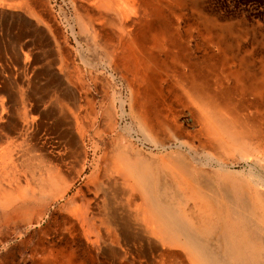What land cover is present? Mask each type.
Listing matches in <instances>:
<instances>
[{
	"label": "bare ground",
	"instance_id": "6f19581e",
	"mask_svg": "<svg viewBox=\"0 0 264 264\" xmlns=\"http://www.w3.org/2000/svg\"><path fill=\"white\" fill-rule=\"evenodd\" d=\"M70 5V18L67 12L59 11L67 26L63 29L56 22L58 14L54 7L45 0H0V95L7 93L6 68L11 62L16 70H21L19 83L12 78L15 86L10 95L14 104L21 105L15 110L22 116L7 119L4 97L0 99V147H6L0 151V247L9 244L10 236L21 229L40 226L50 207L63 202L60 209L65 214L67 236L73 243L80 241L77 238L86 240L84 249L91 253V235L95 229L99 231L91 201L85 200L83 204L77 195L67 198L72 189L69 170L73 169V163L80 167L78 178L88 170L86 134L75 131L76 115L72 118L59 115L61 124L51 119L55 115L41 121L28 113L35 96L40 114L39 93L55 94V85H61L62 99L78 107L80 91L76 86L84 87L83 69L100 66V60L92 61L89 57L104 52L103 64L117 74H125L123 78L130 89V94L120 95L122 114L127 115L129 106L139 130L152 144L158 147L154 137L165 131L162 123L151 119L148 107L152 101L151 71L157 59L163 58L162 64L170 62L167 67L174 74L168 78L169 83H184L186 89L181 94L186 96L193 115H198L200 129L196 138L188 134V141H178L179 150L174 155L158 156L162 161L158 169L151 165L149 155L134 144L120 146L115 142L105 149L96 139L100 133H94L89 138L92 142L89 148L95 159L86 176L94 186V199L103 188V180L122 199L136 198L139 214L132 217L143 228L140 239L145 243L139 246L138 253L153 262L162 259L171 264H264V133L259 130L263 124L247 117L249 101H240L233 93L222 90V86L212 87L206 76L186 74L195 61L193 49L199 48L197 41L193 46L192 34L197 28L184 30L181 25L187 20L184 11L188 5L182 0H70ZM54 13L55 31L51 25ZM205 54L203 61L215 68L211 64L216 54L211 51ZM228 73L230 77V74L249 76L234 72L232 67ZM129 76L131 79H126ZM111 78L113 83L115 76ZM254 80L256 89L264 88V72L263 77ZM25 88L28 94L24 93ZM103 116L109 127L115 124L110 111ZM50 119L62 130V142L53 143L47 136L40 137L39 130L51 125ZM20 130L26 132L31 149L42 150L40 155L33 151L34 155L28 158L29 153L21 151L17 158L13 157L11 135H3L1 131L11 134ZM51 143L56 156L48 151ZM195 145L206 155L207 163L202 166L193 160L194 154L197 155ZM206 149L213 153H206ZM237 155L238 163L245 168L241 171L232 170L229 165ZM20 164H24L21 170L26 177L18 173ZM237 175L241 177L235 179ZM127 232L133 235V240L138 235L131 230ZM39 233L43 236L47 229ZM42 236L41 243L31 250V259H36L34 264H55L57 259L60 264H68L75 259L71 251L55 254V244L44 247ZM122 251L119 254L111 249L110 255L121 259L126 256Z\"/></svg>",
	"mask_w": 264,
	"mask_h": 264
},
{
	"label": "rangeland",
	"instance_id": "374dc122",
	"mask_svg": "<svg viewBox=\"0 0 264 264\" xmlns=\"http://www.w3.org/2000/svg\"><path fill=\"white\" fill-rule=\"evenodd\" d=\"M45 1L48 5H52L54 7V12L58 14V18L56 19L57 24L60 27L62 25V28L66 29V22L63 16L59 15V11L63 10L65 13L67 12L66 15L70 18L72 16L70 0ZM76 1L84 2V0ZM182 1L188 6L184 11L187 20L185 22L182 21L181 25L184 26V30H188L190 27L192 29L197 28L192 34L195 37L193 40L194 44H191L194 46L197 41L199 45V48L193 49L195 50V61L188 66V69L185 71L186 74L191 75L192 73L193 75L198 74L201 77L206 76L212 87L219 88L222 86V90L233 93L240 101H249L251 108L248 110L250 115H247V117L252 118L256 122L260 121L263 126H260L259 130H261V133H264V88L256 89L254 85L255 80L253 82V78L259 76L263 77L264 72V0ZM160 20L161 19H159V21ZM167 20H171L170 17H168ZM56 22L54 13V18L51 20L54 31ZM190 32H192V30ZM208 51H211L213 55L214 53L216 54L211 64L215 67L213 69L212 66L206 64L202 58L205 57V53ZM94 58H96L95 60H100L99 62L101 65L95 69L84 68L82 73V75L84 74V87L79 88V86H76L77 90L80 91L77 98V105L79 108L72 105L71 101L66 102L62 99V97H60L62 87L61 85H55V94L51 95L46 91L39 93V109L41 115L36 110L35 104L37 99L35 96L33 97L34 99L32 98L31 100L32 108L28 113L29 116L37 117V119H41V121L43 119H48V115H55L56 117L51 119L55 121L59 120L61 124L62 122L59 119V115H68L70 118L76 115L77 117L75 119L78 125L75 126V131L79 130L83 134H86L85 143L87 146L88 170L85 175L78 178L76 174H78L80 167H77L76 164L73 163L72 168L74 171L76 169L78 170L76 173H72L74 172L73 169L69 170L72 180H70L72 182V189L69 191L67 198L77 195L78 198L82 200L83 204L85 200L91 201V211L95 214V225L99 227V231L95 229L90 238L91 244L93 245L91 253L84 249L85 246L87 247L86 240L77 238V240L80 241L73 243L69 236H67V232L64 230L65 214L60 209L63 202H57L50 207L41 221L40 226L27 231L21 229V233L19 232L21 236H19L18 232L10 236L9 244L0 247V264H34L33 260L36 259H31V250L36 246V243L38 245L41 243V239L39 238L42 235L39 231L43 229H47V234L42 236L44 247L48 246V244H55V254L57 252L70 253L71 251V253L75 255V259L70 260L68 264H171L169 262H163L162 259H156L153 262L150 258L139 256L138 248L142 244L145 245V243L140 239L143 228L140 227L137 219L132 217L139 214L137 209L138 202L135 197L129 196L126 200L125 198L122 199L115 193L116 189L106 180H103V188L98 190L97 197L94 199V186L91 185L86 177L91 171L89 165L92 164L95 159L90 149L92 142L91 139V143L89 142V138L93 136L94 133L99 132L100 136H96V139L100 141V146L105 149L107 146L111 148V145L115 142L120 146L121 144L130 142L132 145L134 144L133 146L136 149L147 153L151 165L158 169L160 168V163H162L161 160L159 161L158 156L165 154L174 155L179 150L177 149L178 141H188V134L195 138L199 135L198 131L200 126L197 121L198 115H193L194 111L191 110L192 108L188 104L186 96L181 94L182 90L184 88L186 89L184 83H169L168 78L172 77L174 74V71L167 67L170 62L162 64L161 60H163V58L160 59L161 62L157 59L156 67L151 71V75L153 74L152 87H150V90H152V101H149L148 107L152 114L151 119L155 122L159 121L162 123L165 126V131L160 132L154 137V141L158 143H156L158 145V147H156L149 139L145 138L144 134L139 130L134 116L131 115L129 106L126 107L127 115L121 112L122 110L119 102L120 95L125 97L130 94L128 84L125 78H123L125 74H117L103 64L102 61L106 59V54L104 52H100L97 57L96 55H91L89 60L93 61ZM222 63H224L225 66H222ZM13 66L11 62H8L6 68L8 69L6 77L8 79V90H6L7 93L4 94V98L0 95V99H4L7 119L17 120L22 116L17 115L15 109L20 108L21 105L18 104V102L14 104L12 94L15 83H19L18 76L21 70H16ZM181 67L182 66H180V68ZM229 67H232L233 71L236 73H244L249 76L240 77L239 74H230L232 75V77H230L228 73ZM111 75L115 76V81L113 83H110L113 81ZM224 76L226 78L223 79ZM12 78L16 79L15 83ZM126 79H131V77H126ZM24 91L25 94L29 92L27 88H25ZM10 93L12 94L10 95ZM175 94L179 96L175 97ZM185 101L186 103L184 104ZM107 111H110L111 114L114 115L115 124L111 127H109L106 118L103 116ZM95 117L98 118H96L97 121ZM51 119L48 121L50 122ZM50 123L51 125H46L47 127L44 125L43 128L41 127L42 130H39L40 137L47 136V138L51 140L49 142L53 143L56 141L62 142V134H60L61 129L59 130L57 126L53 125V122ZM3 125H5V123ZM255 129L258 130L257 126H255ZM50 132L52 133L50 134ZM1 133L7 136L11 135L9 137L11 138L10 142L14 144L12 148L14 158H17L21 151L22 153L28 152V158L33 156L34 153L37 155L42 153L40 148L31 149L32 147L29 146L27 141L26 132L23 130L15 131L11 134L7 131H1ZM193 147L197 151V155L194 154L193 160L197 164H201L200 166L205 162L207 163L206 155L202 152L201 147L197 145ZM48 148V151H53L51 155L56 156V150L52 143ZM4 149H6V147H0V151ZM33 151L35 152L32 153ZM108 152L110 154V149ZM205 152L213 153V151L209 149H206ZM149 153H152V155ZM234 158L229 161L231 169L237 171L245 169L241 163H238L240 157L237 155ZM57 163L58 162L55 161V167L58 166L56 165ZM23 166L24 164L17 166L19 170L18 173L26 177V172L21 170ZM205 167H207V165ZM240 177L241 176L237 175L235 179ZM134 221L135 223H133ZM127 230H131L138 234L134 236V240L132 238L133 235L131 236ZM122 233L125 234L123 235ZM114 238L119 242H112L111 240ZM147 239L154 242L153 239H149L148 237ZM25 240L31 243L26 242L27 245H23ZM83 244H85V246ZM111 249L119 254H122V250H124L126 256L120 259L110 255ZM90 255H92V257H90ZM55 264H60V261L57 259Z\"/></svg>",
	"mask_w": 264,
	"mask_h": 264
}]
</instances>
